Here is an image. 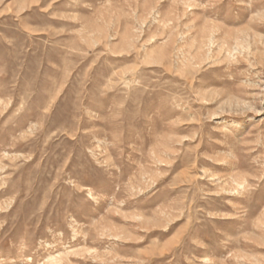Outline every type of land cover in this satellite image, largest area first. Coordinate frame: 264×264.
I'll return each instance as SVG.
<instances>
[{
    "label": "rangeland",
    "instance_id": "374dc122",
    "mask_svg": "<svg viewBox=\"0 0 264 264\" xmlns=\"http://www.w3.org/2000/svg\"><path fill=\"white\" fill-rule=\"evenodd\" d=\"M0 264H264V0H0Z\"/></svg>",
    "mask_w": 264,
    "mask_h": 264
}]
</instances>
